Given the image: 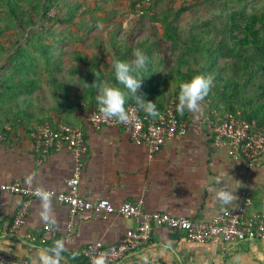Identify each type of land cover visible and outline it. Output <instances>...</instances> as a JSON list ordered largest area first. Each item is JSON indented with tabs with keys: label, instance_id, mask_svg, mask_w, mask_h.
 Wrapping results in <instances>:
<instances>
[{
	"label": "crops",
	"instance_id": "obj_1",
	"mask_svg": "<svg viewBox=\"0 0 264 264\" xmlns=\"http://www.w3.org/2000/svg\"><path fill=\"white\" fill-rule=\"evenodd\" d=\"M61 78L69 80L68 75ZM72 79L75 83L69 94L74 98L83 94L87 85ZM50 86L48 77L43 76L34 94L21 97L18 106L11 100L0 104V130L6 131V140L0 145V186L19 182L27 187L67 189L74 169L71 153L67 148L39 153L30 136L36 127L52 121L85 133L87 153L80 193L86 200L109 199L115 206L143 201L148 212H166L198 222H209L223 211L236 208L245 194L253 200L250 213L263 209L264 159L250 170L230 157L228 142L213 133L211 109L205 99L200 113L183 112L187 115L188 134L168 141L151 158L148 148L136 145L121 128L96 131L87 121L90 111L85 105L79 108L59 104ZM217 176L224 177L237 190L236 204L224 210L215 199V191L209 190L218 187L214 184ZM29 178L31 183H27ZM23 201L20 196L0 190V256L41 264L43 250L55 264H72L62 252L80 256L84 248L100 241L111 247L137 229L136 221L130 218L113 215L102 219L85 212L74 219L75 227L70 231L71 215L66 206L50 202L49 219L45 221L43 202L35 201L26 223L14 232ZM47 224L59 229L56 239L50 242L52 247L28 239L29 235L40 237ZM58 241L63 243V250L55 257L52 253ZM144 257L147 264H264V242L200 244L190 242L185 233L155 227L151 242L118 264H144Z\"/></svg>",
	"mask_w": 264,
	"mask_h": 264
},
{
	"label": "trees",
	"instance_id": "obj_2",
	"mask_svg": "<svg viewBox=\"0 0 264 264\" xmlns=\"http://www.w3.org/2000/svg\"><path fill=\"white\" fill-rule=\"evenodd\" d=\"M108 1L93 0L88 6L87 0H0V14L10 24L0 28V74L6 73L0 80V104L11 100L18 106V100L31 97L43 76H47L59 104L79 108L85 105L91 112L99 107L95 96L100 85H117L114 63L130 60L133 50L140 49L149 57L146 75H150L143 81L141 92L147 100L156 101L159 114L166 113L172 102L177 110L181 82L205 74L213 80L205 97L212 111L221 115L241 112L243 120L264 130V0H187L180 8L175 6L178 0H131L132 9L146 8L151 3L150 17L160 26L172 53V58H161L160 63L155 60V39L123 42L117 37V30L112 28L117 21L111 22L110 12L105 10L109 8ZM54 10L58 12L56 16H52ZM101 13L107 17L99 18ZM187 14L192 17L185 27ZM57 19L63 28L68 27L67 31L71 28L66 39H76L70 52L54 53L61 39L47 30ZM103 19L108 24L104 29V33H109L108 42L103 33L97 34L98 52L91 54L81 48L82 44L89 39L92 26H99ZM105 43L111 45L110 49L104 48ZM102 49H108L110 55L102 57ZM67 64L70 68L65 70ZM63 75H68L69 80H61ZM72 78L87 85L86 91L74 98L69 94L75 83ZM131 105L136 106L129 99L126 108ZM177 115L186 122L187 115L178 111ZM0 132L6 135L4 128ZM263 212L264 206L260 213ZM61 255L72 264H90L78 254Z\"/></svg>",
	"mask_w": 264,
	"mask_h": 264
},
{
	"label": "built area",
	"instance_id": "obj_3",
	"mask_svg": "<svg viewBox=\"0 0 264 264\" xmlns=\"http://www.w3.org/2000/svg\"><path fill=\"white\" fill-rule=\"evenodd\" d=\"M127 110L129 121L126 124L120 123L115 118H106L100 112L99 107L89 113L87 121L96 131H102L105 128L123 129L136 145L148 148L151 158L159 153L168 141L180 140L188 134V125L178 117L175 102L167 105L166 113L159 114L156 118L148 116L134 105L128 106ZM210 113L213 133L228 142L230 157L235 161L245 163L250 170L254 169L264 159V130H259L255 123L250 124L243 120L241 112L237 115L230 113L221 115L211 110ZM30 136L35 142L37 151L42 154H48L55 148L59 150L67 148L73 158L74 169L65 191L27 187L19 182L0 186L3 193L24 199L15 219L14 232H18L26 223L33 202L41 201L38 192L42 189L47 191L50 202L69 209L70 231L75 227L74 219L85 212L102 219L119 215L136 221L137 229L129 232L116 245L107 247L100 241L84 248L80 256L87 259L90 264H94L98 256H103L106 264H118L130 253L147 246L152 240L155 227H165L185 233L190 242L200 244H234L256 240L264 242V212L250 213L253 200L248 194L243 195L236 208L223 211L209 222H198L166 212H148L144 208L143 201L115 206L109 199L86 200L80 193L87 153L85 133L80 128L68 124L46 123L32 130ZM5 140L6 135L0 132V145ZM58 234L57 227L47 224L42 228L40 237L29 235L28 239L31 242L48 245L56 239ZM0 264H30V262L0 256Z\"/></svg>",
	"mask_w": 264,
	"mask_h": 264
},
{
	"label": "clouds",
	"instance_id": "obj_4",
	"mask_svg": "<svg viewBox=\"0 0 264 264\" xmlns=\"http://www.w3.org/2000/svg\"><path fill=\"white\" fill-rule=\"evenodd\" d=\"M124 28H127V21L124 22ZM149 57L140 49H134L130 60L116 61L113 65L114 76L117 85L104 82L98 88L95 96L96 104L99 106L100 112L106 118H115L120 123L126 124L129 121V113L126 104L129 99L135 101L137 108L150 117L159 115L156 101L146 99V94L141 92L143 81L150 77L148 73ZM213 84L210 75L198 74L188 81L179 84V96L177 111L181 114L185 110L197 114L202 111V102L208 96ZM96 87V84L93 86ZM31 183V179L27 180ZM214 184L218 187L209 188L215 191V199L218 201L221 210L229 208L236 204L238 200L237 190L226 182L224 177L217 176L214 178ZM40 200L43 202L42 219H49L50 199L47 191L39 190ZM170 248V245H165ZM63 250V243L57 242L53 256L59 257ZM41 264H55V260L51 259L41 250ZM94 264H106L103 256H98ZM144 264H147V257H144Z\"/></svg>",
	"mask_w": 264,
	"mask_h": 264
},
{
	"label": "rangeland",
	"instance_id": "obj_5",
	"mask_svg": "<svg viewBox=\"0 0 264 264\" xmlns=\"http://www.w3.org/2000/svg\"><path fill=\"white\" fill-rule=\"evenodd\" d=\"M130 1L131 0H109V8H105L108 9V13H109V20L111 22H113V20L117 21V25L113 26L112 28L117 30V37H119L121 39V41L123 42H137L138 40H148V39H155L156 40V46H155V52L157 53V56L155 58V60L160 63L161 58H172V53H171V49L169 46V43L164 39L163 37V32H161L160 30V26L155 24L151 17L152 16V12L150 9L151 3L149 2L148 4H146V8L143 7H138V8H133L130 5ZM187 0H178L177 1V5H175L177 8H180V6L182 4H185ZM86 5L90 6L91 3H93V0H87ZM100 5H103L105 7H108V5H105L104 3L100 2ZM186 5V4H185ZM99 11V10H98ZM56 14H58V12L56 10H54L52 12V16H56ZM99 18H105L107 17L106 13H101L99 16ZM191 14H187L184 16V24L185 27L188 25L189 23V19L191 18ZM59 19H57V22L54 23V25L52 27H50L48 29V31H53L54 33H57L58 35L56 37L60 38L61 41L59 43V46H57V49H55V54H59L61 52H70L73 48H75L73 45L76 43V39H70L67 40V36L66 34H69V31L66 30V28H68L66 26V28H63V23L58 22ZM127 21V28H124V22ZM10 24L8 23V19L6 18L5 15H1L0 14V28H8ZM108 24L105 22V20L103 19L101 24L98 25H93L92 26V30L90 31V37L89 39L84 42L82 44L83 49H85L86 51L90 52L91 54L94 51H97V43H96V35L99 33H103V37L106 38L107 42L109 37V33H104V29ZM1 30V29H0ZM106 30V29H105ZM101 35V34H100ZM153 35H155L153 37ZM5 36H7V34H5ZM57 38V39H58ZM105 43L104 48H109L111 47V45ZM98 52V51H97ZM101 56L102 57H106V54L108 52H105V50L103 51V49L101 51ZM155 53V54H156ZM110 55V54H107ZM2 58H3V54H0V68L3 67L2 64ZM173 59H174V55H173ZM172 62V60H170ZM174 61V60H173ZM65 70H68L70 68V65H65ZM159 71L163 72V67H161L159 65ZM6 73L2 72L0 74V80H2L4 78ZM48 87V86H47ZM171 94V92H170Z\"/></svg>",
	"mask_w": 264,
	"mask_h": 264
}]
</instances>
